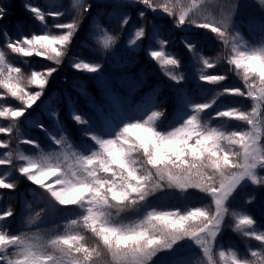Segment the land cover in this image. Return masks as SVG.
<instances>
[{
  "label": "clouds",
  "instance_id": "1",
  "mask_svg": "<svg viewBox=\"0 0 264 264\" xmlns=\"http://www.w3.org/2000/svg\"><path fill=\"white\" fill-rule=\"evenodd\" d=\"M129 2L145 8L139 12V26L127 40L129 46L137 45L148 35L153 21L146 10H162L174 18L177 26L187 23L208 29L222 42L223 50L211 56L196 53L194 44L187 45L200 62V80L212 84L226 80L227 74L208 75L203 71L224 60L243 87L217 91L209 100L193 105V114L168 130L159 128L167 111L162 106L153 108L143 119L125 122L112 136L86 131L84 135L97 145L87 155L69 143L66 132L59 136L49 133L61 149L66 145L73 149L76 164L63 165L54 150L45 151L36 140L23 142L36 146L39 151L35 155L24 154L19 148L20 123L26 112L43 98L53 74L63 66L75 34L93 7L92 0H71L75 8L71 19L53 22L42 34L15 38L5 32L7 38L0 43V134L7 139H0V148L6 150L0 156V165L17 168L21 175L47 190L57 204L76 205L84 214L69 219L62 234L31 231L34 224L31 213L25 219L24 230L17 233L0 223V264H151L158 253L171 250L185 238H192L201 250L192 264H264V228L251 211L235 208L230 203L246 183L257 190L264 188V35L258 42L250 40L241 16L245 5L264 14V0ZM9 3L10 0H0V20L5 18ZM207 5H215L219 10L202 12ZM25 7L46 25L48 17L55 20L63 15L61 11L46 12L27 0ZM131 18L129 12L112 28L94 22L100 36L105 37L99 42L102 59L96 62L77 59L72 67L100 72L108 54L115 53ZM158 42L169 43L163 38ZM154 52L157 51H152L151 56L156 60L175 61L169 64L172 67L168 70L172 80L184 79V74L178 71L181 66L178 57H165L162 52L157 57ZM13 56L22 63L17 64L11 59ZM32 57L51 63L39 69L30 67ZM224 94L249 98L251 107L230 106L205 118L203 113ZM52 115L58 116V112ZM71 115L78 125L89 123L79 112ZM215 119L223 122L214 125ZM229 121L242 122L243 127L229 128ZM131 128L143 129V132L137 135ZM17 160L22 163L17 164ZM49 172L54 175L38 183L36 177ZM196 181L202 186H197ZM5 182L0 177V188H15L19 183L17 180ZM165 189H177L182 194L197 189L210 196V203L183 210L151 208L141 219L130 223L118 221L121 212L140 208L148 198ZM257 197V191L246 193L245 203L253 204ZM15 211L9 207L0 213V221L13 216ZM44 211L35 212V217L41 219ZM226 217L231 218L230 223ZM227 229L238 236L244 251L221 245L217 238ZM187 230H194L196 234L186 235Z\"/></svg>",
  "mask_w": 264,
  "mask_h": 264
},
{
  "label": "trees",
  "instance_id": "2",
  "mask_svg": "<svg viewBox=\"0 0 264 264\" xmlns=\"http://www.w3.org/2000/svg\"><path fill=\"white\" fill-rule=\"evenodd\" d=\"M27 3L37 5L46 12L61 11L63 15L55 18V20L52 17H48L46 25L39 21L30 9L25 7V0H10L8 12L5 18L0 20V43L7 38L5 32L15 38H20L22 35H32L33 33L42 34L47 30V26H50L53 22L67 21L75 13L71 0H27ZM92 4L91 11L83 20L73 38L68 57L65 59L63 66L53 74L43 98L36 104L39 109L50 115L55 105L54 98L60 94L62 97L60 102L61 115L64 116L69 132L76 140L96 144L90 137L84 135L86 131L93 132L91 125L89 123L87 125H78L72 119V112L80 113L79 109H77L79 107L96 111L101 116H106L108 104L112 106L118 105V95L132 94L138 99L152 101L155 104V108L166 106L167 111L159 123V128L160 130H168L183 122L182 112L189 111L197 103L209 100L217 91L223 88L243 87L242 81L234 73L229 72V66L224 60L213 68H205L203 71L204 74L208 75L227 74L228 78L226 80L217 84L200 80L199 69L201 65L197 62L193 51L189 50L188 43H178L174 39V37L183 34L197 35L200 39L195 45V52L200 53L199 49L202 48L203 52L200 54L211 56L217 51H222L223 45L210 30L187 23L177 26L174 18L162 10L153 11L147 9V14L153 23L148 29V35L139 41L144 43V48L139 46V42L135 46H129L127 40L133 35L135 27L139 26L141 22L139 12L145 11L144 6L139 3L133 5L129 0H92ZM208 8L210 7L207 6ZM215 10H219L217 6ZM129 12L132 17L130 23L125 28L124 35L115 53H109L106 57L103 69L97 73L74 69L72 63L77 59L90 62L102 59L99 51V42H102L105 37L100 36L99 29L95 27V23L104 24L112 28L117 26L122 17ZM263 16L264 14L255 17L247 15L252 22L262 26L263 30L259 33L260 36L264 35V20L261 18ZM54 31L60 32L62 30L54 29ZM159 38L166 39L169 43L166 45L159 44ZM145 47H148L149 50L145 51ZM152 51L162 52L165 57L168 55L178 57L181 61L178 71L184 74V79L179 82L172 80L168 75V70L172 66L165 64L164 60L154 59L151 56ZM11 59L17 64L22 63L15 56L11 57ZM29 60L30 67L37 69L47 67L51 63L39 57H32ZM195 67L198 69V76L196 78H187L186 75ZM251 104L252 101L249 98L224 94L219 97L212 108L203 113V116L206 118L230 106L242 105L245 108H249ZM222 122L221 119L213 120L214 125ZM227 127L240 128L243 127V123L229 121ZM0 139H7V137L0 134ZM19 148L22 151L20 142ZM5 151V149L0 148V156ZM16 163L22 162L17 160ZM6 173H10V175L6 176ZM0 177H4L6 182L19 181L15 188H1L10 194L9 198L6 199L7 210L9 207L16 210L13 216L7 217V227L13 233L23 228L27 215L31 213L33 218H35V212L45 209V213L50 209L51 205L57 210L58 218L55 226L51 227L48 225L46 227L48 235L53 232L62 234L66 229L67 221L79 216V210L74 208V205L63 206L57 204L47 190L29 181L26 176L21 175L18 169L13 168L11 165H0ZM167 190L170 189L160 191L148 198V200L158 197ZM252 191L258 192L257 200L253 204H246L244 196ZM173 197L175 200L170 204V207L164 208V210H170L171 208H181L183 210L210 203L211 199L210 196L197 189H189L184 196L174 195ZM230 203L235 208L251 211L258 221L264 222V216L259 214L264 207V188L257 190L251 185L245 184L237 190ZM144 204L140 208L121 212L118 221L128 222ZM226 221L230 223L231 218L226 217ZM227 239L229 242H226ZM218 241L224 247L234 245L240 251L245 250L243 243L231 229L224 230L218 237ZM181 260V263L171 261L170 264H192L184 258ZM151 264L160 263L153 260Z\"/></svg>",
  "mask_w": 264,
  "mask_h": 264
},
{
  "label": "rangeland",
  "instance_id": "3",
  "mask_svg": "<svg viewBox=\"0 0 264 264\" xmlns=\"http://www.w3.org/2000/svg\"><path fill=\"white\" fill-rule=\"evenodd\" d=\"M207 6L210 8L207 9ZM207 6H205L201 11L204 13L216 12L215 5ZM245 13L254 17L262 14L259 13L254 7L249 5H245L241 14L242 19L245 21L243 27L249 39L254 43L258 42L260 38L258 30H256L255 26L250 24L251 18L247 17ZM261 18L264 20V16ZM182 40H186V38H182ZM194 40L195 38H189L190 42H193ZM139 46L144 48V43L139 44ZM145 49L147 50L148 47H145ZM199 52H202V48L199 49ZM197 76L198 69L196 67L186 75L187 78H196ZM56 101L57 104L55 106L54 112H58V116H45L41 109L34 105L26 112L25 116L21 118L20 128L22 137L20 138V142L23 143L22 152L26 155H35L39 151V148L34 145L26 144L23 141L26 139L36 140L40 147H42L45 151L54 150L60 156L63 165L76 164V159L73 156V149L69 148L67 145L61 149L54 143L49 133L59 136L62 132H66L71 140L69 143L72 142L74 148L85 155L90 154L96 149V147L92 143L78 141L73 138V136L69 133V128L66 125L64 116L60 114V105L58 103L61 101V96L59 94L56 96ZM153 108L154 106L151 102L143 103L140 100H135L132 96L121 95L119 97V106L117 108H113L111 106L108 107V122L106 123H104L102 119L93 112L86 111L85 109H82V112L83 115L89 120L94 132L100 134L101 136L107 137L114 135L115 132L125 122L143 119ZM193 111L194 110L184 113V119L192 115ZM40 125H43L44 127L42 128ZM65 156L67 159L64 158ZM47 182L50 183L51 180ZM246 185L250 184L246 183ZM174 195L180 197L184 196L185 193L182 194L181 191L177 189L167 190L161 193L158 197L147 200L143 207L137 211L136 215L125 223H130L143 218L144 214L151 208L164 209L170 207V204L175 200L173 197ZM4 198L5 193L3 190H0V213H3L7 210L6 206L4 205ZM74 208L79 210V215L84 214L83 209L76 205H74ZM260 214L264 216V207L261 209ZM57 218L58 213L56 214L54 209L50 208L43 216H41V219H34L33 227L30 230L39 231L40 226L49 223L54 224ZM0 223L7 226V218L4 221H0ZM261 225L264 227V223ZM41 233L46 235L47 232L44 230L41 231ZM226 242H229V240L227 239ZM200 252L201 250L199 246L195 244V241L192 238H185L177 242L171 250H164L158 253L153 260L156 262L163 260L164 264H169L171 261H177L181 258H187V260L191 261L194 257L199 256Z\"/></svg>",
  "mask_w": 264,
  "mask_h": 264
},
{
  "label": "snow or ice",
  "instance_id": "4",
  "mask_svg": "<svg viewBox=\"0 0 264 264\" xmlns=\"http://www.w3.org/2000/svg\"><path fill=\"white\" fill-rule=\"evenodd\" d=\"M153 55L159 57V56L161 55V53H160V52H154ZM163 62H164L165 64L175 63V61H173V60H167V59H165ZM84 67H90V66L85 65ZM37 83H42V81L37 80ZM129 130H130V131H133L134 134H137V135H140V134H142V132H143V129H138V128H131V129H129ZM185 163H190V162L185 161ZM51 175H54V172L45 173L43 176L36 177V179H37L38 183H41V184H42V183H44V182L48 179V177L51 176ZM5 183H6V182H5ZM196 184H197V186H202V184H201L200 181H196ZM182 186H183V185H182ZM115 195L117 196L118 199L120 198V197H119V194H115ZM185 234H186V235H193V236H194L196 233H195L194 230H187V231L185 232Z\"/></svg>",
  "mask_w": 264,
  "mask_h": 264
}]
</instances>
